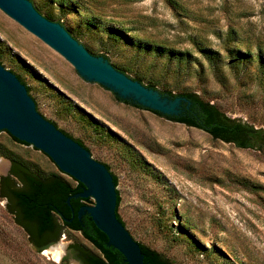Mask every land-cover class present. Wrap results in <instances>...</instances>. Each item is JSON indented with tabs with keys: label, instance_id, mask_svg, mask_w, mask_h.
<instances>
[{
	"label": "rangeland",
	"instance_id": "374dc122",
	"mask_svg": "<svg viewBox=\"0 0 264 264\" xmlns=\"http://www.w3.org/2000/svg\"><path fill=\"white\" fill-rule=\"evenodd\" d=\"M32 1L130 77L162 93L196 92L264 128V0ZM0 61L30 86L46 117L117 176L118 211L136 240L174 264H264V152L120 100L1 9ZM0 143L46 172L61 171L5 130ZM10 168L0 154V179ZM74 243L97 251L67 228L37 250L0 193V264H80Z\"/></svg>",
	"mask_w": 264,
	"mask_h": 264
},
{
	"label": "water",
	"instance_id": "95a60500",
	"mask_svg": "<svg viewBox=\"0 0 264 264\" xmlns=\"http://www.w3.org/2000/svg\"><path fill=\"white\" fill-rule=\"evenodd\" d=\"M0 9L59 52L86 80L111 89L120 100L166 117H178L190 107L187 96L162 93L116 68L104 54L90 52L63 24L43 15L32 0H0ZM4 130L46 153L63 173L83 184L81 191L68 197V204L72 198L91 197L93 203L81 206L78 217L91 215L108 236V244L120 250L128 264H149L140 241L118 216V189L109 167L46 118L27 85L0 62V131Z\"/></svg>",
	"mask_w": 264,
	"mask_h": 264
},
{
	"label": "trees",
	"instance_id": "16d2710c",
	"mask_svg": "<svg viewBox=\"0 0 264 264\" xmlns=\"http://www.w3.org/2000/svg\"><path fill=\"white\" fill-rule=\"evenodd\" d=\"M35 6L43 15L53 19L50 13L44 14L38 5L35 4ZM196 45L200 51L206 52L208 55L215 53L204 48L197 41ZM159 48L161 51H167L165 47ZM229 50L234 51L235 49L231 48ZM173 53L176 55H173ZM171 54L174 57H181V53L175 51H172ZM263 54H259L258 57L264 63ZM17 75L25 83L22 77L19 74ZM138 80L141 81L142 79L138 78ZM27 86L30 91V86ZM149 86L155 88L154 83H150ZM168 94L176 95L172 91H168ZM180 95H185L192 101L190 107L186 108L178 117H167L189 126L201 128L213 138L234 143L241 148H254L264 152L263 127L258 128L253 124L229 116L215 103L203 99L196 92L187 91L182 92ZM125 101L131 103V101ZM134 105L142 107L139 104L134 103ZM37 107L39 109L38 103ZM11 137L15 141L30 145L12 135ZM78 140L86 146L81 139ZM0 154L11 161L10 173L0 179L1 196L7 200V209L13 214L15 221L26 231L29 241L37 250H44L51 244L56 243L64 229L67 228L80 231L97 250L94 251L81 243L72 244L71 249L75 253L74 257L80 259L82 264H128L125 255L108 244V236L96 225L91 215L86 214L83 217L84 224L77 219L80 207L93 203V199L91 197L72 198L71 205L68 204V197L82 190L83 184L80 181L73 177L71 179L67 178L61 171L46 172L37 164L24 159L2 143H0ZM113 175L117 184V176ZM119 203L120 195L118 191L117 213L123 221L118 211ZM72 207H74L76 214L75 223H70L68 220L72 217ZM141 245L145 261L149 264H174L157 250L143 243Z\"/></svg>",
	"mask_w": 264,
	"mask_h": 264
},
{
	"label": "flooded vegetation",
	"instance_id": "af4514ba",
	"mask_svg": "<svg viewBox=\"0 0 264 264\" xmlns=\"http://www.w3.org/2000/svg\"><path fill=\"white\" fill-rule=\"evenodd\" d=\"M1 62V61H0ZM2 63V62H1ZM3 64V63H2ZM15 73V72H14ZM18 76V75H17ZM19 77V76H18ZM20 78V77H19ZM21 80V79H20ZM22 81V80H21ZM23 82V81H22ZM24 83V82H23ZM26 84V83H25ZM27 85V84H26ZM28 87V86H27ZM29 93H30V91H29ZM31 94V93H30ZM31 96H32V94H31ZM33 97V96H32ZM34 98V97H33ZM34 100H35V102H36V99L34 98ZM36 105H37V102H36ZM38 108V107H37ZM39 111H40V109H38ZM41 112V111H40ZM42 113V112H41ZM43 114V113H42ZM44 115V114H43ZM45 116V115H44ZM46 117V116H45ZM46 118H48V117H46ZM49 120H51L54 124H56V126H58V124L54 121V120H52V119H50V118H48ZM59 127V126H58ZM61 130H63L66 134H68V135H70L71 137H73L74 139H76L77 141H79L78 139L79 138H75L72 134H70L69 133V131H67V130H65V129H63V128H61V127H59ZM80 143H81V141H79ZM86 147V146H85ZM88 148V147H87ZM89 149V148H88ZM90 150V149H89ZM100 161V160H99ZM10 170H11V168H10ZM9 173H10V171H9ZM8 173V174H9ZM7 174V175H8ZM86 214H84L81 218H79V217H77V219L79 220V221H81L83 224H84V222H83V217L85 216ZM75 218H76V214H75V210H74V207H72V217L71 218H69L68 220H69V222L70 223H75ZM69 251H70V253L73 255V257H74V255H75V253H73L72 252V249L70 248L69 249ZM75 259H77V258H75ZM78 261H79V263L80 264H82V261L80 260V259H77Z\"/></svg>",
	"mask_w": 264,
	"mask_h": 264
},
{
	"label": "bare ground",
	"instance_id": "6f19581e",
	"mask_svg": "<svg viewBox=\"0 0 264 264\" xmlns=\"http://www.w3.org/2000/svg\"><path fill=\"white\" fill-rule=\"evenodd\" d=\"M54 252H55V251H54ZM55 255H56L57 257H59L60 254H59V252L57 251V252L55 253Z\"/></svg>",
	"mask_w": 264,
	"mask_h": 264
}]
</instances>
